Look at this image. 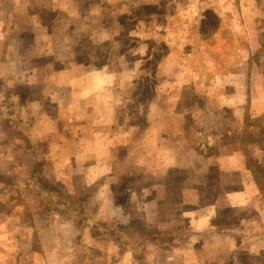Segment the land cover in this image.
Segmentation results:
<instances>
[{"label": "crops", "instance_id": "obj_1", "mask_svg": "<svg viewBox=\"0 0 264 264\" xmlns=\"http://www.w3.org/2000/svg\"><path fill=\"white\" fill-rule=\"evenodd\" d=\"M259 2L236 0L237 9L230 3L224 8L217 4L212 16L215 28L228 32L229 38L233 34L235 39L237 35L249 39V30L256 36V18L264 11ZM72 3L0 0V264H264V132L253 127L264 126V73L259 74L262 84L250 90V75L244 71L249 60L243 66L248 53L241 50H236V56L224 52L231 70L209 68L210 99L206 97L204 103L217 111H230L231 120H222L230 128L220 136L228 141L239 136L241 147L224 143L213 157L218 174L214 188L221 190L213 202L189 201L186 195L196 187L181 186V205L191 206L179 215L187 223V234L182 230L170 236L159 230L138 241L106 218L105 206H116L103 191L112 186L111 180L127 171L159 177L171 169L189 168L194 174L208 170L185 163L179 153L185 151L182 132H164L172 114L170 98L149 106L138 133L128 119L121 120L117 89L137 74L112 71L105 65L96 70L73 65L74 53L67 49L66 37L62 57L66 66L55 67L54 61L61 59L51 58L58 21L55 16L44 23L41 16L70 14ZM204 21L195 18L192 27L198 30L192 42L197 46L192 54L197 61H204ZM226 37L218 32L211 39L224 44ZM36 50L42 51L43 59L47 57L42 63ZM192 76L203 77L204 70L192 71ZM198 82L192 86L195 93ZM250 134H256L262 145L249 147ZM169 137L176 141V152H170ZM120 149H128L124 162L116 160ZM90 188L95 189L92 196L73 201L80 190ZM158 199L131 196L128 200L136 213L144 212L149 226V210L159 204ZM120 217L128 219L118 214L114 221H121ZM158 252L172 255L157 261Z\"/></svg>", "mask_w": 264, "mask_h": 264}, {"label": "rangeland", "instance_id": "obj_2", "mask_svg": "<svg viewBox=\"0 0 264 264\" xmlns=\"http://www.w3.org/2000/svg\"><path fill=\"white\" fill-rule=\"evenodd\" d=\"M259 1L260 7L264 9V0ZM226 3L237 9L236 0H73L70 14L42 13L41 20L44 23L50 22L55 16L58 21L53 32L57 45L51 50L54 52L51 58L55 57L54 55L61 58L54 61L57 69L66 66V60L62 59L66 37V44L69 46L67 49L74 53L73 65L80 68L86 65L87 69L92 70L105 65L112 71L122 70L126 71V74L127 72L137 74L134 80L130 79L117 89L120 92L121 120L128 119L129 124L138 128L136 131L138 133L140 128L144 127L149 106L160 104L170 98L172 104L168 111L172 114L169 115L164 132H182L185 138V151L179 153L184 157L185 163L188 160L187 163L191 167L208 170L194 174L189 168L185 172L171 169L159 177L127 171L120 178L116 176L117 178L111 180L112 186L106 187L103 191L106 197L114 199L116 206L108 204L105 206L106 218L109 224L117 226V223L118 228L124 229L138 241L139 239L144 241L148 233L154 234L159 230L169 233L170 236L182 230L187 234V223L179 215L191 206L181 205L184 196V189L181 186L196 187L194 192L190 190L186 195L189 201L198 200L201 205L213 202L221 193L219 187L214 188L217 185L218 174L213 157L219 153L218 148L224 143L232 144L236 148L241 147L239 136L237 139L235 136L231 137L230 141L220 136L230 128L222 121L228 123L231 120L230 111L228 109L217 111L208 107L210 103L206 105L204 103L206 97L210 99L207 96V89L212 80L208 77L207 71L213 67L217 68V72L231 70L232 68L228 67L230 61L225 55L226 51H231L236 56V50H239L238 52L241 50L248 53L247 56H243V66L249 60V66L245 67L244 71L249 72L248 87L254 90V86L261 82L259 74L264 73V11L261 17L259 15L256 18L259 22L256 36L249 30L251 34L249 39L244 35L239 37L237 35L235 39L233 34L229 38L228 32L215 28L216 18H213L216 15L214 8H217V4L224 8L227 6ZM226 14L221 15L224 20ZM228 14L229 17L230 13ZM198 17L205 19L201 30L205 41L202 50L204 61H197L196 57L192 56L194 49L197 48L192 43L193 36L198 31L192 27L197 24L194 21ZM189 21L191 22L188 24ZM218 32L221 36H227L224 44L211 39ZM28 36L25 40L30 42ZM184 41H188L189 44L182 47ZM24 44L27 45L25 42ZM36 54H42V51L36 50ZM229 55L236 59L233 54ZM43 56L42 54L38 58L39 63L47 58L43 59ZM200 69L204 70V76L193 77L192 71ZM195 81L199 85L197 93L192 87ZM253 122L256 123L254 120ZM254 125V128L264 132V126ZM232 128L235 130L234 126ZM168 140L170 152L174 151L176 141L174 142L171 137ZM252 142L262 145L257 135L252 138ZM138 143L141 146L142 143ZM126 151L128 149L118 150L116 160L124 162L122 158ZM210 157L211 159H208ZM139 163L143 162L138 160ZM166 164L170 165L171 161L167 160ZM146 185H152L153 189L145 190ZM61 192L64 190H59V193ZM94 192V188L80 190V195L73 201H81V197L85 199ZM131 196L134 199L159 198V204L150 207L152 216L149 217V226L145 225L147 216H143L144 212L134 211V206L128 200ZM118 214L128 215V219L120 217L121 221L115 222ZM171 238L169 237V240ZM170 255L172 254L158 252L156 260ZM239 257L246 261L242 253H239Z\"/></svg>", "mask_w": 264, "mask_h": 264}, {"label": "trees", "instance_id": "obj_3", "mask_svg": "<svg viewBox=\"0 0 264 264\" xmlns=\"http://www.w3.org/2000/svg\"><path fill=\"white\" fill-rule=\"evenodd\" d=\"M256 136V135H251L247 138V140L249 141V147H251V143H256V142H252V138ZM246 143V142H245ZM255 160V159H254Z\"/></svg>", "mask_w": 264, "mask_h": 264}]
</instances>
